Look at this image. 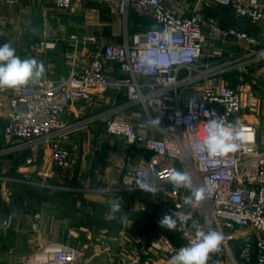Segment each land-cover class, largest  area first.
<instances>
[{
  "label": "built area",
  "instance_id": "built-area-1",
  "mask_svg": "<svg viewBox=\"0 0 264 264\" xmlns=\"http://www.w3.org/2000/svg\"><path fill=\"white\" fill-rule=\"evenodd\" d=\"M101 2L110 0H100ZM205 0H199L202 2ZM230 9L238 18L253 24L264 21V5L260 0H206ZM75 0H54L55 7L70 10ZM119 13L126 16L131 8L140 15L153 16L156 27L135 34L131 41L107 44L92 52L91 60L79 74L55 81L45 77L36 85L10 89L4 141L9 150L26 151L35 146L51 150L48 167L62 173L71 168L70 151L61 143L65 130L62 116L75 102L90 101L111 86H124L130 104L143 106L152 127L161 132L149 135L150 126L135 125L116 113L106 122L109 136L121 137L128 145H140L148 160L126 169L119 178L121 190H140L139 185L152 182L163 207L161 216L174 215L184 243L176 246L166 236L153 240L150 251L159 258L172 257L181 247L195 240V230L219 232L223 239L217 251L209 254L207 264H218L222 258L229 264H264V137L258 138L256 126L241 121L239 114L244 98L225 79L218 82L219 67L202 66L206 30L211 37L235 39L258 45L252 34L235 27H225L218 19L208 17L202 8L189 15H176L165 6V0H117ZM14 6L18 0H0ZM73 43L84 42L72 34ZM53 45L41 42L35 49ZM156 61L148 64L144 57ZM105 63L118 65L126 77L106 70ZM159 118V123L154 121ZM223 119L244 132V139L235 152L223 157H210L202 147L207 138V123ZM28 157L26 163L33 164ZM173 170L190 174L193 187L206 189L198 206L184 204L189 190L170 182ZM44 176H48L45 172ZM34 229L39 228L40 214L34 215ZM9 225L0 214V234ZM240 241L237 257L233 244ZM81 251L50 245L41 258H27L25 264H78ZM122 264L144 262L139 254Z\"/></svg>",
  "mask_w": 264,
  "mask_h": 264
},
{
  "label": "crops",
  "instance_id": "crops-1",
  "mask_svg": "<svg viewBox=\"0 0 264 264\" xmlns=\"http://www.w3.org/2000/svg\"><path fill=\"white\" fill-rule=\"evenodd\" d=\"M165 6L178 16L202 8L223 26L257 37L259 44L249 45L211 37L206 30L199 64L222 69L217 81L227 80L244 98L239 118L257 127L259 139L264 137V21L253 24L206 0H165ZM156 26L152 15H140L133 8L121 15L117 0H75L67 11L57 9L54 0H18L14 6L0 3V45L10 44L21 59L35 58L44 65V75L30 85L45 77L59 81L79 74L98 47L131 41L135 34ZM72 34L84 42H71ZM41 42L53 46L35 49ZM105 67L126 77L116 64L105 63ZM9 95L10 89H0V214L9 221L0 234V264H25L29 257L41 258L50 245L81 251L78 264H122L134 254L144 262L169 264L171 257L161 259L150 251L151 242L163 236L160 196L143 189L126 192L118 182L126 169L148 160L151 154L140 145L109 136L107 120L119 113L135 125L150 126L149 135H161L143 106L130 104L126 87L111 86L90 101L68 107L62 116L66 128L61 134V143L71 154V168L66 173L48 167V147L8 149L4 127ZM28 157L34 159L33 164L26 163ZM118 198L121 211L113 214L111 208ZM36 213L40 214L38 229L33 226ZM183 243L182 237L176 246ZM240 246L239 240L233 244L237 257ZM218 264L229 262L222 258Z\"/></svg>",
  "mask_w": 264,
  "mask_h": 264
},
{
  "label": "clouds",
  "instance_id": "clouds-1",
  "mask_svg": "<svg viewBox=\"0 0 264 264\" xmlns=\"http://www.w3.org/2000/svg\"><path fill=\"white\" fill-rule=\"evenodd\" d=\"M143 59L148 64L156 63L150 56ZM44 72V65L35 58L21 59L10 44L0 45V89L26 86L30 82L38 81ZM154 123H159V118ZM243 139L244 132L238 126L226 125L222 118L212 119L207 123V138L202 147L206 149L210 157H223L235 152L240 146L239 142ZM170 182L176 187L189 190L190 194L184 198L185 205L195 207L204 199L206 189L204 187L194 188L192 177L188 172L173 170L170 174ZM139 187L153 193L157 190L155 184L148 181L142 182ZM120 211L121 205L118 198L111 212L115 214ZM174 215L163 216L159 220L160 226L168 230H176ZM222 239L219 232H205L196 227L194 242L178 249L171 257L169 264H207L209 254L218 250Z\"/></svg>",
  "mask_w": 264,
  "mask_h": 264
},
{
  "label": "rangeland",
  "instance_id": "rangeland-1",
  "mask_svg": "<svg viewBox=\"0 0 264 264\" xmlns=\"http://www.w3.org/2000/svg\"><path fill=\"white\" fill-rule=\"evenodd\" d=\"M160 229L162 231L163 236L165 235L166 237H168V239L171 241L172 244L174 245L181 244L182 237L178 228L176 230H168L167 228H162L160 226Z\"/></svg>",
  "mask_w": 264,
  "mask_h": 264
}]
</instances>
